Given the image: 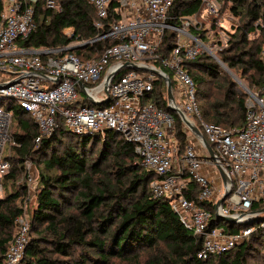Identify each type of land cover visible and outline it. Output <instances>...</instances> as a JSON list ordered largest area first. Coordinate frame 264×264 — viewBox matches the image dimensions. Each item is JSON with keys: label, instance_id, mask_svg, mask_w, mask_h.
I'll return each mask as SVG.
<instances>
[{"label": "built area", "instance_id": "1", "mask_svg": "<svg viewBox=\"0 0 264 264\" xmlns=\"http://www.w3.org/2000/svg\"><path fill=\"white\" fill-rule=\"evenodd\" d=\"M86 1L95 9L93 27L99 35L87 42L72 41L64 48L28 49L18 42L35 31L37 11L60 12L61 6L55 0H0V102L11 101L29 114L38 131L35 147L52 135L58 118L74 135L104 136L113 131L132 144L141 166L157 176L149 184L153 198L165 199L182 225L201 238L198 259L206 260L243 243L253 227L235 234L211 227L212 214L184 195L187 181L193 182L199 189L198 201L211 203L215 215L216 202L228 193L217 213L238 221L259 215L250 208L264 201V87L261 95L246 92L244 127L225 129L202 120L195 85L182 67L202 55L217 59L216 46L205 45L199 31L203 22L218 18V1L199 0L196 13L178 17L170 16L173 0ZM166 31L174 34V44L163 55L160 47ZM100 40L110 45L97 59L84 61L70 52L73 47L83 49ZM261 59L264 63V50ZM164 78L184 93L180 102L172 90L174 105L199 129L229 183L223 182L203 141L182 122L186 147L179 158L172 117L144 100L159 79L166 86ZM107 102L109 105L103 106ZM77 103L81 106L76 107ZM10 118V111L0 108V194L2 180L10 171L3 156L10 141ZM206 168L213 178L208 177ZM26 181L32 184L33 177L27 174ZM260 226L264 228V222ZM28 242L29 222L23 210L14 221V234L2 264H24Z\"/></svg>", "mask_w": 264, "mask_h": 264}, {"label": "trees", "instance_id": "2", "mask_svg": "<svg viewBox=\"0 0 264 264\" xmlns=\"http://www.w3.org/2000/svg\"><path fill=\"white\" fill-rule=\"evenodd\" d=\"M217 1L230 4V11L241 22L230 36L229 50L218 56L230 69L240 67L243 76L261 95L264 0ZM55 2L61 6V11L38 10L34 18L35 31L18 42L20 47L64 48L72 41L87 42L99 35L93 27L97 19L95 9L86 0ZM199 7V0H173L170 16H190ZM64 29L72 30L70 38L63 33ZM252 33L258 34V38L249 41ZM173 44L174 34L166 31L160 53L166 55ZM109 45L107 40H100L70 52L84 61L97 59ZM182 67L195 85V100L205 123L225 129L244 127L246 95L235 91L236 83L216 61L202 55L184 62ZM171 82L174 91L176 85ZM151 94V103L172 117L179 156L184 155L186 132L178 116L167 106L166 86L162 80L154 84ZM4 102L9 111L12 109L11 119L20 130L9 135L15 144H20L15 147L16 164L22 166L26 160H33L38 168L39 188L29 223L24 264H112L113 261L121 264H251L250 254L257 251L258 246L264 250V228L260 226L264 222V213H260L264 201L252 204L250 212H259V215L243 225L226 223L214 215L211 203L198 201L197 185L187 181L184 195L212 214L211 227L221 226L227 234L254 227L250 236L233 249L206 260L198 259L201 238L182 225L165 199L153 198L149 184L157 176L141 166L132 144L113 131H106L104 136L74 135L58 118L52 135L35 147L38 131L29 114L11 101L0 104ZM108 105L109 102L103 104ZM97 145L99 150L94 154ZM4 159L9 162L5 156ZM16 172L11 168L6 177L8 181L16 179ZM25 195L26 187L16 186L0 196V264L14 234V221L23 214L18 204ZM262 257L264 259V251Z\"/></svg>", "mask_w": 264, "mask_h": 264}, {"label": "rangeland", "instance_id": "3", "mask_svg": "<svg viewBox=\"0 0 264 264\" xmlns=\"http://www.w3.org/2000/svg\"><path fill=\"white\" fill-rule=\"evenodd\" d=\"M219 3V15L217 19H211L208 22H203L202 24V29L200 32L201 36V41L205 45H214L216 46V51H215V57L217 58L216 60L212 58L216 63L219 65V67L222 69V71L228 76L229 79H231L233 82L236 83V90L239 94H245L247 91H252L255 93H258V90L254 89L249 83V80L246 78V76H243L242 70L240 67L230 69L227 67L225 63H223L220 60L219 54L223 53L224 51H228L230 48V36L235 32V29L241 25L239 17H236L235 15L232 14L230 11V4L227 3ZM263 24L262 22H260ZM72 33V30L66 29L64 30V34L68 37ZM258 38V34H250L248 39L249 41H253L254 39ZM220 50V51H219ZM175 96L178 101H183L184 100V93L175 88L174 89ZM144 100H147L148 102H151L152 100V94H149L145 97ZM7 102H4L3 104H0V108L6 109ZM15 106V104L13 103ZM12 112V109H10V113ZM8 133L9 135L15 134V133H20L19 128L16 126V123L14 122L13 119L8 120ZM15 142L13 139L10 137V141L6 145L4 149L3 156H5L9 162H11V168H14L17 172L15 174L16 179L14 181H8L6 178L10 173H11V168L9 173L6 175V177L2 181V190H1V195L4 194V192L9 191L13 189L16 186H24L26 187V195L23 197L22 203H19L18 205L24 210L27 216V220L30 223L31 221V213L33 209L35 208V197L36 193L38 192L39 188V183L37 179L38 175V168L37 164L33 160H26L22 166H19L16 164V157L17 152L15 150ZM99 150V145H97L94 148V154ZM183 155H180L179 158H181ZM30 174L33 177V182L32 184L28 185L26 181V175ZM13 183V184H12ZM69 198V196H68ZM248 219L243 220V221H238L235 224H241L243 225L246 223ZM30 227V226H29ZM252 227V226H249ZM219 228H222L221 226ZM254 228V227H253ZM262 247L258 246L257 251H253L250 256H249V262L251 264H264V259L262 257L263 253ZM112 264H121L117 261H113Z\"/></svg>", "mask_w": 264, "mask_h": 264}, {"label": "water", "instance_id": "4", "mask_svg": "<svg viewBox=\"0 0 264 264\" xmlns=\"http://www.w3.org/2000/svg\"><path fill=\"white\" fill-rule=\"evenodd\" d=\"M77 47H73L70 50L76 49ZM127 68L131 69V68H137L135 65H126ZM157 75H159V72H156ZM112 75L107 76L106 81H108L111 78ZM164 81L166 82V97H167V106L168 108L174 112L180 119V121L187 127L189 128V130L194 133L197 137H199L206 148V151L208 153L209 159L215 163V166L223 180L224 183H229V179L226 177L224 171L222 170V168L218 165V160L215 156L214 151L212 150V148L206 143V141L204 140L202 134L200 133L199 129L197 127H195L194 125H192L184 116V114L175 107L174 105V99H173V93H172V84L171 81L168 78H164ZM79 87L81 89H83V85L81 83H79ZM105 93L107 94V90H105ZM95 104V103H93ZM228 196V193H225L215 204V215L217 218H219L220 220H222L223 222L226 223H230V224H235L238 222V218L237 217H233V216H222L220 214L217 213L218 208H220L222 206V203L224 202L225 198ZM260 213H264V209L260 211Z\"/></svg>", "mask_w": 264, "mask_h": 264}, {"label": "crops", "instance_id": "5", "mask_svg": "<svg viewBox=\"0 0 264 264\" xmlns=\"http://www.w3.org/2000/svg\"><path fill=\"white\" fill-rule=\"evenodd\" d=\"M206 171H207V173H208V177H209L210 179L213 178L212 173H210V170H209L208 168H206Z\"/></svg>", "mask_w": 264, "mask_h": 264}]
</instances>
